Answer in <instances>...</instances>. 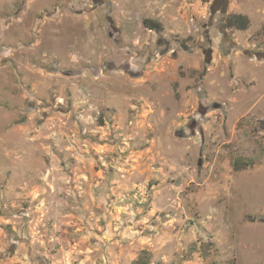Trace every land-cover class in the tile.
Returning <instances> with one entry per match:
<instances>
[{
  "label": "rangeland",
  "instance_id": "1",
  "mask_svg": "<svg viewBox=\"0 0 264 264\" xmlns=\"http://www.w3.org/2000/svg\"><path fill=\"white\" fill-rule=\"evenodd\" d=\"M216 1L0 0V264H264V0Z\"/></svg>",
  "mask_w": 264,
  "mask_h": 264
},
{
  "label": "trees",
  "instance_id": "2",
  "mask_svg": "<svg viewBox=\"0 0 264 264\" xmlns=\"http://www.w3.org/2000/svg\"><path fill=\"white\" fill-rule=\"evenodd\" d=\"M202 2L207 4L210 2V0H202ZM249 24H250L249 19L245 15L231 14L226 18L225 28L245 31L248 29ZM144 25L150 30L155 31L157 33L161 31V25L151 20L148 19L144 20ZM234 168L235 170H240L241 168L243 169V167L238 165L237 162L234 163ZM135 264H144V262H141V258H140ZM145 264H148V262H146ZM208 264H216V263L209 262Z\"/></svg>",
  "mask_w": 264,
  "mask_h": 264
},
{
  "label": "flooded vegetation",
  "instance_id": "3",
  "mask_svg": "<svg viewBox=\"0 0 264 264\" xmlns=\"http://www.w3.org/2000/svg\"><path fill=\"white\" fill-rule=\"evenodd\" d=\"M217 2V5L220 6L221 3H223V1L219 0V1H216ZM205 53L207 54V57L211 54V51H208V49L205 50Z\"/></svg>",
  "mask_w": 264,
  "mask_h": 264
},
{
  "label": "crops",
  "instance_id": "4",
  "mask_svg": "<svg viewBox=\"0 0 264 264\" xmlns=\"http://www.w3.org/2000/svg\"><path fill=\"white\" fill-rule=\"evenodd\" d=\"M22 262L24 261V259H20ZM13 261V260H12Z\"/></svg>",
  "mask_w": 264,
  "mask_h": 264
}]
</instances>
